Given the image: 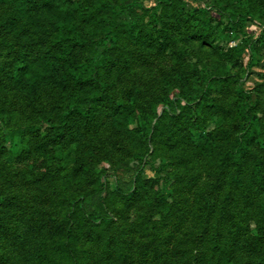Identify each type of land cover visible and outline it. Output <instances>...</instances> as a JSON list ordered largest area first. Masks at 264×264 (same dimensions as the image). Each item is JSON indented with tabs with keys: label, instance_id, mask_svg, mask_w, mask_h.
Returning a JSON list of instances; mask_svg holds the SVG:
<instances>
[{
	"label": "trees",
	"instance_id": "16d2710c",
	"mask_svg": "<svg viewBox=\"0 0 264 264\" xmlns=\"http://www.w3.org/2000/svg\"><path fill=\"white\" fill-rule=\"evenodd\" d=\"M182 6L183 0H155L153 7H145L143 0H121L116 4L108 0H0V8L8 9L3 13L5 18L2 19L3 15L0 17V31L9 36L11 42H7L5 37L0 41L7 42L4 45L13 44L18 50L9 68H2L1 71L12 88L23 94L31 104L36 103L35 95L42 86L59 90L51 112L42 118V123L39 120L20 129L29 136L26 140L28 151L42 160L44 158L46 163L54 160L63 162L64 153L60 155L55 148L75 141V136L80 135L82 130L102 118H106L110 127L123 135L129 147L140 157L148 153L151 140L157 139L161 129L167 136L160 142L174 145L173 136L185 140L194 149L195 156L206 159L207 167L216 171L208 177H213L217 189L212 187L210 194L198 197L199 215L189 219L196 238L199 237L206 248L203 264L235 263L222 231L230 221L235 206L251 198L261 201L259 216L263 228L258 229L260 234L250 238L252 247L249 251L263 262L264 165L250 148L256 120L249 113L251 109L245 102L248 96L244 91H238L243 101L239 113L234 116L239 131L228 127V119L223 120L227 110L210 96L215 86L222 85L224 80L233 76L212 75L205 70L195 77V69L191 73L192 82L185 80L173 97L159 94L152 97L147 113L132 94H128L122 103L110 101L123 70L135 62L127 53V47L131 44L153 50L157 45L167 46L176 30L171 27L173 16H185ZM161 10L168 16L165 22L169 27L164 24L160 31H152L147 23L157 22L156 13ZM194 13L200 15L197 18L200 25L190 34L189 40L198 51L209 52L220 62H227L241 54V47L226 51L216 48L213 44L215 37H211L209 28L207 30L201 22L204 12L193 10L186 14L189 17ZM236 14V11L227 13L226 25L234 22ZM147 19L149 22H146ZM187 20L190 21V18ZM159 105L162 107L160 115L157 113ZM221 122L225 123V127L221 126ZM43 123L47 127L42 130ZM209 124L213 125L212 129L205 131ZM5 141L0 142V156ZM214 147L216 149L213 150ZM172 152L180 160L183 159L176 151ZM136 170L134 167L123 168L116 175L112 187L98 182V174L97 188H94L89 200L84 197L76 200L70 199L71 196L61 197L68 200L63 231L55 225L32 231L34 244L25 251L27 259L32 264H72L67 259L75 260L70 247L78 238L74 233H80L86 227L87 232H91L90 229L100 226L110 234L117 229L114 217L120 218L122 214L120 207H111L113 200L117 198L125 203L140 200L141 193H145V185L155 213L169 212L167 204L155 191L157 181L147 179L142 185L135 175ZM88 173L94 179L91 177L94 171L80 164L75 170L66 172L60 182L64 187L70 183L71 186L74 181L85 180ZM105 195L112 200V204L104 203ZM11 212L12 197L2 201L0 198V234L7 229L6 220ZM148 220L149 229L153 230L156 221ZM118 223L122 226L121 222ZM137 224L143 227L136 221ZM120 253L121 262L118 264H126L129 254L125 247Z\"/></svg>",
	"mask_w": 264,
	"mask_h": 264
},
{
	"label": "rangeland",
	"instance_id": "374dc122",
	"mask_svg": "<svg viewBox=\"0 0 264 264\" xmlns=\"http://www.w3.org/2000/svg\"><path fill=\"white\" fill-rule=\"evenodd\" d=\"M108 1L116 4L121 0ZM143 5L153 7L155 0H143ZM182 9L185 16L172 18L171 27L176 30L167 46L157 45L153 50L131 44L127 47V53L135 62L123 70L110 101L122 103L128 94H132L147 113L152 97L157 94L173 97L185 80L192 82L191 73L195 69V77L205 70L223 77L231 74L232 79L215 86L210 96L227 110L223 120L228 119V127L239 131L234 116L239 113L243 97L238 91L246 93L245 102L251 109L249 113L256 120L250 148L264 165V0H183ZM193 10L204 12L201 22L207 30L209 28L211 37H215L213 44L216 48L226 51L241 47V54L220 62L217 56L198 51L189 40L190 34L200 25L198 13L189 17L186 14ZM6 11L7 8H0L2 19ZM232 11H236L237 18L226 25L227 13ZM156 16L157 22L147 23L152 31H160L164 24L169 27L165 22L168 17L165 11H157ZM3 37L11 42V38L0 31V39ZM7 42L0 43V142L6 139L0 156V198L2 201L12 197V212L7 216V229L0 234V264H32L25 251L34 244L35 229L55 225L63 231L68 200L61 197L89 200L99 181L112 187L116 175L128 167L137 169L135 175L142 185L147 179L157 181L155 191L167 204L169 212L155 213L146 185L145 193H141L142 199L130 203L115 198L112 204L105 195L104 203L121 208L120 218L114 217L117 229L110 234L100 226L90 229L91 232H87V227L80 233L76 231L77 241L70 244L75 260H67L72 264H118L121 262V248L125 247L129 254L126 264H203L206 248L200 238H196L189 219L199 215L198 197L210 194L212 187L217 189V184H213L216 181L208 177L216 171L207 167L206 159L196 157L192 146L179 137L173 136L174 145L160 142L167 136L164 129L159 131L157 139L151 140L148 153L140 157L129 147L123 135L112 129L106 118H102L82 130L75 136V141L55 148L60 155L64 153L63 162L54 160L46 163L44 158L42 160L28 151L26 140L29 136L20 129L39 120L42 123V118L51 112L59 90L42 86L35 95L36 103L31 104L12 88L1 70L9 68L18 50L13 44H3ZM200 82L203 85V81ZM161 112L159 105L157 113L160 115ZM221 126L225 127V123L221 122ZM41 127L43 130L47 126L43 123ZM212 127L209 124L204 130ZM172 151L182 155L183 159L180 160ZM80 164L94 171L91 176L94 179L88 173L85 180L74 181L71 186L70 183L64 187L61 177ZM244 202L235 206L222 233L234 257V264H264V257L261 262L249 251L252 247L250 238L260 234L258 229L263 228L259 216L261 201L251 198ZM148 219L156 221L153 230L149 229ZM136 221L143 227L136 225Z\"/></svg>",
	"mask_w": 264,
	"mask_h": 264
},
{
	"label": "snow or ice",
	"instance_id": "6c2138e0",
	"mask_svg": "<svg viewBox=\"0 0 264 264\" xmlns=\"http://www.w3.org/2000/svg\"><path fill=\"white\" fill-rule=\"evenodd\" d=\"M0 22H2V21H0Z\"/></svg>",
	"mask_w": 264,
	"mask_h": 264
}]
</instances>
